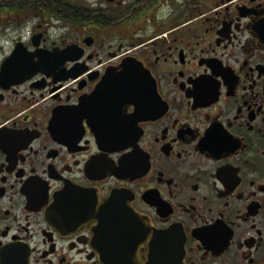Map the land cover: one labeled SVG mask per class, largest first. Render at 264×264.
<instances>
[{
    "label": "flooded vegetation",
    "instance_id": "flooded-vegetation-1",
    "mask_svg": "<svg viewBox=\"0 0 264 264\" xmlns=\"http://www.w3.org/2000/svg\"><path fill=\"white\" fill-rule=\"evenodd\" d=\"M0 264H264V0H0Z\"/></svg>",
    "mask_w": 264,
    "mask_h": 264
},
{
    "label": "water",
    "instance_id": "water-1",
    "mask_svg": "<svg viewBox=\"0 0 264 264\" xmlns=\"http://www.w3.org/2000/svg\"><path fill=\"white\" fill-rule=\"evenodd\" d=\"M127 68V67H126ZM129 68H132V67H129ZM137 76L135 75V73L133 74L132 72L130 73V75L129 74H126L125 76H124V78H123V80L125 79V78H130V80H132V82L133 83H135V78H136ZM107 88H109L108 86H106ZM101 91H103V90H97L96 91V95H99V94H101L102 92ZM107 91H110L109 89H107ZM112 92V91H111Z\"/></svg>",
    "mask_w": 264,
    "mask_h": 264
}]
</instances>
